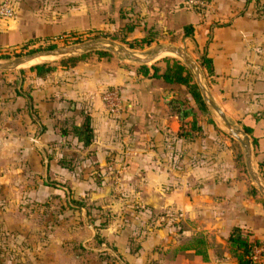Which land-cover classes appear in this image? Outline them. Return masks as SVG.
<instances>
[{"label": "crops", "instance_id": "obj_1", "mask_svg": "<svg viewBox=\"0 0 264 264\" xmlns=\"http://www.w3.org/2000/svg\"><path fill=\"white\" fill-rule=\"evenodd\" d=\"M97 1L104 11L101 19ZM13 2L15 17L0 19V52L30 38L26 53L47 49L51 41L44 36L70 30L129 40L151 26L155 40L178 34L195 54L205 53L212 73L205 76L199 67L207 94L232 126H251L246 133L251 163L264 183L251 142V134L260 136L264 152V0H199L190 6L183 0ZM126 23L134 27L124 34ZM186 23L192 32L182 35ZM132 63L117 54H90L42 76L29 69L31 64L0 69V235L21 232L16 242L22 255L14 264H60L70 250L74 259L79 250H104L120 264H236L226 241L231 226L264 240L263 197L250 192L254 185L240 141L208 106V114L196 112L199 129L189 130L187 123L191 136L179 134L180 121L168 106L173 90L159 79L140 76ZM111 87L124 104L113 115L100 99V92ZM188 103L193 105L191 99ZM84 115L92 132L85 145L68 130ZM71 198L82 201L71 208L80 217H72L71 224H43L42 242L27 239L29 216L56 215L47 204ZM97 208L105 214L104 225L97 227L99 247L85 220V213ZM90 213L92 220L91 215L103 217ZM14 215L25 217L13 222L9 217ZM196 234L205 240L206 259L181 248ZM0 238L4 244L11 237ZM72 238L77 242L69 249Z\"/></svg>", "mask_w": 264, "mask_h": 264}, {"label": "trees", "instance_id": "obj_2", "mask_svg": "<svg viewBox=\"0 0 264 264\" xmlns=\"http://www.w3.org/2000/svg\"><path fill=\"white\" fill-rule=\"evenodd\" d=\"M183 2L190 6L188 0H183ZM100 1H97L95 4V9H98V19L104 18L103 14V8ZM101 7V8H100ZM134 24H124V34L127 32H130L133 29ZM87 31V30H84ZM81 31H75L70 30L69 32L65 33V35L73 37L70 42L79 41L81 38L82 32ZM89 33V31H87ZM192 32V25L191 23H186L181 27V33L182 35H189ZM155 32L152 30L151 26L144 27V30L140 36H134L133 38L127 40L125 39V35L120 38L121 41L125 42L127 46L129 47H138L141 48L145 45L150 44L155 40ZM61 34L57 35H50V36H44L45 39L51 41L50 39L52 37H58ZM33 39L30 38L29 40H26L23 42L22 47H25L26 44L32 42ZM54 42H49L44 46V48H51L54 47ZM37 48L28 49L27 52H32ZM90 51V50H89ZM85 51L78 54H71L65 57L59 58L57 61H43V62H37L29 66L30 70H33L37 75H44L47 72L54 69L56 66L60 67H68L74 65L77 61L85 58L86 56L93 54L96 57H109L111 56V52L106 49H95L92 52ZM8 53L6 52H0V57H7ZM163 65L160 67L155 63L146 64V63H137L135 66V71L137 74H139L142 77H153L155 79H159L165 86H169V89L173 90V95L168 99V106L170 110H172L178 120L180 121L179 124V131L178 133L182 136H191V133L189 132L190 129H199V125L196 124V112H200L203 114H208L209 110L207 107V104L205 103L204 99L202 98L201 92L190 72L188 67L180 61L178 58H175L173 56H163L162 58ZM198 64L200 65L202 71L204 72V75H210L212 73V66H211V60L210 57H208L205 53H201L197 56ZM22 71V69H20ZM116 88V87H115ZM117 89V88H116ZM118 90V89H117ZM119 92V90H118ZM120 94V92H119ZM188 95V98L192 100L193 105L188 103V98L186 95ZM28 97V95H26ZM187 117H190L189 119ZM209 121H212L210 117H208ZM189 124L188 128L189 130L185 129L184 124ZM242 129L246 133H251L252 128L251 126L245 124L242 122ZM66 129H62V132ZM71 133L76 136V138L81 141L82 144L89 143L92 132L91 127L89 125V119L87 115L83 116L82 121L79 124H70V127L68 128ZM260 136H257L255 134H251V142L254 148V154L257 158V165L259 171L263 172V165H264V152L260 151L258 147V142ZM240 153L237 152L236 158L239 160ZM60 163L62 165L68 166V164L64 163L63 160H60ZM250 192L255 193L256 189L253 186L250 188ZM264 206V199L262 198L260 200ZM67 207L73 208L78 207L82 204L81 200L73 199L71 198L66 202ZM107 218V217H106ZM88 221H92V218H88ZM104 220L100 221L99 225H103ZM94 226V224H92ZM97 225V224H96ZM226 241L228 243V250L231 253V255L235 258L236 264H249L250 257L252 253V248L256 244L264 243V240H260L256 237H250V232L247 230H243L241 227L237 225H233L229 228ZM80 247V246H79ZM82 248V247H80ZM182 249L189 248L193 249L194 253L199 254L202 259H206V246H205V240L202 235L196 234L194 236H191L190 239L181 246Z\"/></svg>", "mask_w": 264, "mask_h": 264}, {"label": "rangeland", "instance_id": "obj_3", "mask_svg": "<svg viewBox=\"0 0 264 264\" xmlns=\"http://www.w3.org/2000/svg\"><path fill=\"white\" fill-rule=\"evenodd\" d=\"M73 37H70V36H67V35H62V36H58V37H55L54 39L51 40V42H54L55 46H62V45H67V44H70V43H75V42H85V41H88V40H95V39H101L100 41L102 43H104V34L102 33H95V34H84V35H81L80 36V40L79 41H75V42H70ZM107 39H110L112 40L114 43H117V44H120L122 46H125L127 47L129 50L133 51L134 53L138 54V55H146L148 54L149 52L155 50L157 47L161 46V45H173V46H178L180 48H182L184 50V52L186 54H188L192 59H194V61L197 63V55L198 54H195L193 48L190 47V45L186 44L185 42L183 41H180V39L178 38V34H175V36H170L168 38H162L160 40H155V42L151 43V44H148V45H145L141 48H138V47H129L127 46V44L123 41L120 40V38H117V39H112V38H107ZM54 46V47H55ZM95 49H102V48H92V49H89L87 51L89 52H92L93 50ZM107 50V49H106ZM110 51V50H109ZM2 52H6L8 53V56L7 57H0V59H11V58H14V57H17V56H21V55H24V54H27L25 52V48H23L22 46H19L17 47L16 49H8V50H3ZM111 54H117L119 57L121 58H124L128 61H132L133 65H137L138 61H135V60H131V59H128L126 56H124L122 53H118V52H112L110 51ZM65 56H68L67 54L63 55V56H57L55 58L53 57H50V56H47V57H43V58H37V60H46V61H57L59 58L61 57H65ZM163 56H173L175 58H178L180 61H182V59L177 56L176 54L170 52H166V53H161L156 59H153L149 62H147L146 64H151V63H155L157 64L158 66H162L163 65V62H162V57ZM183 62V61H182ZM184 63V62H183ZM27 63H25L26 65ZM24 65V66H25ZM186 65V64H185ZM187 66V65H186ZM188 67V66H187ZM16 68H19L18 66L17 67H14V68H11V69H16ZM188 69L190 70V68L188 67ZM3 71L2 72H5L9 69H2ZM193 78H194V74H193V71L190 70ZM204 85H206V81H204ZM213 113L215 114L216 118L221 122V124L224 126L221 118L213 111ZM253 185L255 186V183L252 181ZM256 188V186H255ZM19 189V187H18ZM256 190L259 192V190L256 188ZM259 194H261L259 192ZM262 195V194H261ZM262 197L264 198V196L262 195ZM18 204L20 205L21 204V199L19 198L17 201H16V207H18ZM37 205V204H36ZM35 205V206H36ZM48 208H50V210H54V211H58L56 215H47V214H43V215H33V216H29L30 218V231L29 232H26V236H27V239L28 240H32V242L34 243H38L40 240L41 242L44 240V238L41 236V234H43V231H42V228H43V224L45 225H52L53 223H56L57 225H60L62 222H66L68 224H71L70 223V219L75 216H79L80 217V213H75L74 210H72L71 208L67 207V204H64V203H61L60 200H54L52 201L50 204H47ZM99 208L97 209H94V210H88V213H85V220L89 218L88 214H91L90 212H95L97 214H100L102 215L103 217L101 216H98L97 218H95V216L91 215L93 217V220L90 222V224H94L93 222L96 221V223L94 224V226L92 225V228L94 230V233L92 235V238L93 240L95 241V239H97V241H95V243L93 244L94 246L96 247H99L100 244H98L99 242V228L97 227H102L103 225H99V222L104 220V211H99L98 210ZM25 215H14V216H11L9 217V219H11V221L13 222H19V220H21V218H24ZM108 218V216H106ZM83 221V220H82ZM81 221V222H82ZM97 224V225H96ZM32 226V227H31ZM45 230V229H43ZM48 230V228H47ZM42 231V232H41ZM18 232V231H17ZM15 230H11L10 232H7V233H3L2 235H0V237H2L3 235H7L11 238H8L4 241V244H0V264H3V262L1 260H13V261H10L8 263H4V264H14V262H20V257L22 255V252H20V247H19V243L16 242V240H21V237H19L18 233H21V232H18L17 233ZM49 233V231L47 232ZM90 237V236H89ZM2 239V238H0ZM75 240V241H73ZM1 241V240H0ZM73 241V242H72ZM69 249H74V247H72V245L77 242L76 239L72 238L71 240H69ZM104 242V240H103ZM25 244V243H24ZM101 246H104V244H101ZM30 247V246H29ZM29 249V252L31 251V253L34 251L33 249L31 248H28ZM72 251V250H70ZM69 251V255H68V258H65V259H62L61 258V263L62 262L64 264H120L118 262L115 261V259L112 258L110 252H107V251H104L102 250H99V251H96L95 253H91V252H85V251H80V256L77 258V259H74L73 255H72V252ZM77 251V250H76ZM16 258H18L19 260H16ZM45 258L46 260L48 259V256L45 255ZM52 259V258H50ZM49 259V260H50ZM15 260V261H14ZM5 262V261H4Z\"/></svg>", "mask_w": 264, "mask_h": 264}, {"label": "water", "instance_id": "obj_4", "mask_svg": "<svg viewBox=\"0 0 264 264\" xmlns=\"http://www.w3.org/2000/svg\"><path fill=\"white\" fill-rule=\"evenodd\" d=\"M100 40L101 39L88 40L85 42H75L67 45L55 46L47 49L37 50L11 59H0V69H11L17 66L25 65V63L32 65V63H36L39 61H46V60L31 61V59L41 56H46V57L50 56L55 58L57 56H63L65 54L67 55L78 54L92 48H102V49L110 50L112 52L122 53L128 59L138 61V63H147L153 59H156L164 51L172 52L177 56H179L184 62V64H186L190 68V70L193 71L194 80L201 92L202 98L204 99L209 109L214 111L221 118L227 130L233 136H235L242 144L244 148V161H245L246 169L250 175V178L255 183L256 188L264 196V183L262 182L259 174L255 171L251 163L252 150H251L250 140L246 132L241 128H236L232 126V124L224 116V113L208 96L206 85H204L203 82L204 76L200 70L199 64L196 63L194 59H192L188 54L184 52L182 48L178 46L161 45L157 47L155 50L149 52L148 54L141 56L129 50L125 46L114 43L110 39L104 38V43H102ZM89 227L91 229V235H93L94 230L92 226Z\"/></svg>", "mask_w": 264, "mask_h": 264}, {"label": "built area", "instance_id": "obj_5", "mask_svg": "<svg viewBox=\"0 0 264 264\" xmlns=\"http://www.w3.org/2000/svg\"><path fill=\"white\" fill-rule=\"evenodd\" d=\"M198 1L188 0V2L196 4ZM15 15L16 10L13 0H0V19H12ZM100 99L106 112L112 115L120 112L124 106L123 100L115 87L102 90ZM262 255H264V243L254 245L249 264H263Z\"/></svg>", "mask_w": 264, "mask_h": 264}, {"label": "bare ground", "instance_id": "obj_6", "mask_svg": "<svg viewBox=\"0 0 264 264\" xmlns=\"http://www.w3.org/2000/svg\"><path fill=\"white\" fill-rule=\"evenodd\" d=\"M164 52H166V51H164ZM43 57H46V56H41V57H37V58L39 59V58H43ZM37 58L31 59V61H35V60H37Z\"/></svg>", "mask_w": 264, "mask_h": 264}]
</instances>
